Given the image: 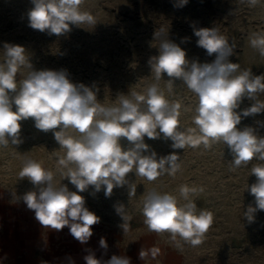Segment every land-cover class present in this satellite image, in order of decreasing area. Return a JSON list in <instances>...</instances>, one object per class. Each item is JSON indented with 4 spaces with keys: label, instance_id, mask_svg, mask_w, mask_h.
Listing matches in <instances>:
<instances>
[{
    "label": "rangeland",
    "instance_id": "374dc122",
    "mask_svg": "<svg viewBox=\"0 0 264 264\" xmlns=\"http://www.w3.org/2000/svg\"><path fill=\"white\" fill-rule=\"evenodd\" d=\"M32 7L31 0H0V63L6 60L4 44L8 43L23 47L26 61L31 65L29 68L26 62L18 68V87L31 70H64L72 83L91 88L102 106L114 107L119 105L120 95L129 98L133 92L146 95L148 87L156 84L169 103L180 106L178 129L185 132L191 129L194 135H199L194 123L198 96L182 80L170 78L166 73L157 81L148 64L151 57L159 55L162 39L178 44L189 61L211 63L215 54L209 56L205 49L197 46L194 31L216 28L235 45L230 62L239 64V70L251 69L253 75L264 74V56L250 45L253 34L264 35V0H259L255 6L247 0H188L182 6L181 0H82L80 10L91 14L95 23L70 25V31L60 36L29 26L28 12ZM160 29H164V33L155 39L154 34ZM169 79L174 82L171 90ZM256 99L264 101V93H257ZM253 103L245 97L237 111ZM20 125L22 143L0 145V205L6 206L9 201L10 230L14 229L17 217L13 212L23 207L27 232L43 236L50 232L70 233L67 226L55 230L35 219L23 195L38 188L27 177L21 179L19 175L25 161L32 159L53 172L55 184L77 191L64 178L62 173L66 169L58 163L65 157L66 150L55 140L52 130H38L33 118L20 121ZM245 127H252L258 136L264 137V112L242 117L237 128ZM67 134L77 138L81 135L71 128ZM144 142L149 145L146 155L152 151L157 159L173 152L179 155V170L175 175L165 172L149 181L136 175L133 169L127 176L130 188H136L131 195L128 185L114 187L110 197L105 196L103 187L95 192L93 186H89L78 193L84 198L85 207L100 218V222L92 226L93 234L88 241L104 238L131 250L140 246L151 258L148 245L156 244L168 254L169 264H264V211H258L251 224L243 216L249 204L254 206V197L248 191L256 182L251 169L264 161L254 158L246 166L234 168L233 156L223 142L209 148L200 144L173 149L172 140L165 139L163 134L158 139L145 137ZM120 144L125 150L131 146L123 137ZM182 185L196 189L189 198L195 203L197 213L206 210L213 216L211 226L197 246L179 237L174 242L168 232L149 231L145 224V197L151 192L170 194L176 197L178 206H182L188 202L180 196ZM119 204L125 206L128 217L125 222L115 211L114 205ZM124 223L126 231L121 227Z\"/></svg>",
    "mask_w": 264,
    "mask_h": 264
},
{
    "label": "clouds",
    "instance_id": "9594fccd",
    "mask_svg": "<svg viewBox=\"0 0 264 264\" xmlns=\"http://www.w3.org/2000/svg\"><path fill=\"white\" fill-rule=\"evenodd\" d=\"M187 2L181 0V6ZM258 2L247 0L252 6ZM31 3L29 26L40 32L47 31L49 35H63L70 31V25L95 23L91 14L80 10L82 0H31ZM163 33L164 29H160L154 38ZM194 35L198 37V47L205 49L209 56L215 54L211 63L189 61L185 50L165 38L159 44V55L151 57L148 64L157 81L166 73L170 78L182 80L198 96L194 123L199 135H194L191 129L187 132L178 129L180 106L169 103L156 84L148 87L146 95L134 92L130 98L120 95L119 105L114 107L102 106L91 88L72 83L64 70H31L18 87V68L26 62L29 68L31 65L26 61L23 47L4 44L6 60L0 63V145L22 143L20 121L33 118L38 130H52L55 140L66 150L65 157L58 163L66 169L62 173L64 178L77 189L73 192L66 185L55 184L52 171L35 160L25 161L20 178L27 177L38 191L25 193L23 201L42 226L55 230L67 226L76 240L85 243L100 218L85 207V200L78 193L89 186H93L95 192L103 187L105 196L110 197L114 187L128 185L130 188L127 176L133 169L136 175L149 181L165 172L175 175L180 168L179 155L173 152L157 159L154 151L144 154L149 151L145 137L158 139L163 134L165 139L172 140L173 149L200 144L209 148L223 142L233 156L234 168L246 166L254 158L264 161V137L258 136L252 127L237 128L242 117L264 112V101L256 99L257 93H264V74L253 75L251 69L239 70V64L230 62L235 45L218 29L200 28ZM250 45L264 56V35L253 34ZM168 83L171 90L173 79ZM245 97L254 103L237 111ZM70 128L81 135L78 138L68 135ZM122 137L131 145L126 150L120 144ZM251 174L256 177V182L248 188L254 197V206L249 204L243 213L249 224L254 222L258 211H264V164L253 166ZM135 191V186H131L129 195ZM195 191L184 185L180 187V196L188 201L182 206H178L173 195L149 193L143 203L149 231L168 232L174 242L179 237L192 246L199 245L213 216L206 210L197 213L195 203L189 198ZM114 207L125 222L128 219L125 206ZM121 227L127 230L125 223ZM100 246L107 248L104 238ZM150 251L155 258L158 250ZM146 255L148 253L142 249L139 258L144 260ZM84 259L86 264H130V258L116 255L105 262L94 255Z\"/></svg>",
    "mask_w": 264,
    "mask_h": 264
},
{
    "label": "crops",
    "instance_id": "0c3cea01",
    "mask_svg": "<svg viewBox=\"0 0 264 264\" xmlns=\"http://www.w3.org/2000/svg\"><path fill=\"white\" fill-rule=\"evenodd\" d=\"M6 203V206L0 205V264H86L84 257L87 255H94L102 262L116 255L130 258V264H169L168 254L156 244H149L148 248L157 249L158 255L155 258L146 255L141 260L139 249L145 251V248L140 246L131 250L106 241L107 248H102L100 240L81 243L70 233L50 232L43 236L42 233L27 232L23 207H18L12 214L17 215L12 232L8 222L9 201Z\"/></svg>",
    "mask_w": 264,
    "mask_h": 264
},
{
    "label": "bare ground",
    "instance_id": "6f19581e",
    "mask_svg": "<svg viewBox=\"0 0 264 264\" xmlns=\"http://www.w3.org/2000/svg\"><path fill=\"white\" fill-rule=\"evenodd\" d=\"M17 216V215H16ZM13 232V231H12Z\"/></svg>",
    "mask_w": 264,
    "mask_h": 264
}]
</instances>
